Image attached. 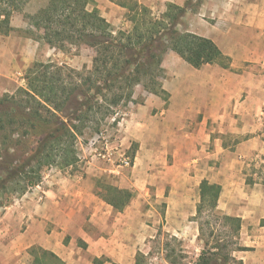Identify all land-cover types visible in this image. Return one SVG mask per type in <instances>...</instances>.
I'll list each match as a JSON object with an SVG mask.
<instances>
[{"label": "crops", "instance_id": "1", "mask_svg": "<svg viewBox=\"0 0 264 264\" xmlns=\"http://www.w3.org/2000/svg\"><path fill=\"white\" fill-rule=\"evenodd\" d=\"M92 1L113 26L119 27L126 19L127 9L115 2ZM138 1L155 11L167 9L170 3L182 6L187 0ZM199 12H204L207 18L202 21L208 25L204 27L200 21L202 27L196 33L218 45L230 59L229 67L206 64L200 70L186 62L191 66L188 74L172 85L165 62L168 77L163 88L168 99L138 86L134 98L144 101L126 108L116 126L114 145L129 148L136 143L133 171L143 159L146 182L157 187L156 196L170 203L166 218L194 217L201 182L220 185L217 209L241 218L239 245L248 248L235 251L234 257L242 264H255L252 259L264 264L259 261L264 254V183L255 180L249 184L247 173L249 161L258 156L261 147L264 0H203ZM10 34H0V63L4 54L8 55ZM169 53L181 58L171 50L166 55ZM3 82L0 79V89L7 86ZM235 118L243 124L235 125ZM228 133L252 136L233 148L224 145L223 135ZM94 159L84 162L79 170L69 167L46 175L44 182L3 207L0 264H27L22 255L33 246L55 253L66 264H84L88 253L95 260L106 254L120 263L129 261L124 251L136 246L134 227L126 220L129 214L122 218V213L96 192L93 177L110 169ZM119 179L116 184L131 186L132 182L125 180L129 178L120 175Z\"/></svg>", "mask_w": 264, "mask_h": 264}, {"label": "trees", "instance_id": "2", "mask_svg": "<svg viewBox=\"0 0 264 264\" xmlns=\"http://www.w3.org/2000/svg\"><path fill=\"white\" fill-rule=\"evenodd\" d=\"M111 1L127 9L131 30L115 32L98 8H88L91 0H49L44 8L25 16L31 27L42 31L40 38L49 46L60 50L86 46L94 49L95 55L91 68L84 71L36 61L26 71V87L0 96V196L6 199L0 206L9 204L8 192L21 196L39 185L47 168L74 167L80 161L76 147L79 137L88 128L100 133L101 124L119 114V108L143 103L142 98H134L138 86L167 100L169 94L162 83L167 51L175 52L196 69L206 64L229 67L230 59L213 40L178 30L192 0L184 6L168 4L159 17L138 0ZM27 2L0 0V34L14 30L13 14ZM116 119L114 126L120 121ZM103 191L100 197L119 212L134 197L132 191L113 185H104ZM221 191L220 185L208 180L200 184L193 220L198 223L203 246L192 264H242L233 254L248 250L239 245L241 218L218 213ZM205 212L215 215L224 227L231 226L225 232L228 240L207 226ZM29 253L33 264H66L39 246L31 247ZM134 264H147L146 255L138 252Z\"/></svg>", "mask_w": 264, "mask_h": 264}, {"label": "rangeland", "instance_id": "3", "mask_svg": "<svg viewBox=\"0 0 264 264\" xmlns=\"http://www.w3.org/2000/svg\"><path fill=\"white\" fill-rule=\"evenodd\" d=\"M192 0L191 8L181 19L179 26L177 27L181 33L190 32L197 34L200 32L202 24L204 27L207 23H203L207 17H203V13L200 14V9L202 7L203 0ZM49 0H28V2L22 6V10L15 12L16 14L12 17V27L14 30L10 34L12 36L8 43V55L4 54L3 60L0 63V79H2L6 86L4 89H0V96L4 94H13L18 88L27 86L26 71L27 69L36 61L39 62H52L60 67H66L69 69L84 71L85 69H90L92 66V59L95 55L94 49L86 46H68L67 50H60L49 46L42 38V31L36 30L31 27L27 18L28 14H34L41 8H44L48 4ZM96 3L91 0L89 9L92 10ZM185 5V3H184ZM182 5V6H184ZM166 9V8H165ZM164 8L152 10L156 17L161 16L165 10ZM167 10V9H166ZM206 15V13H205ZM207 16V15H206ZM202 24H201V22ZM112 25V24H111ZM112 28L115 32L120 30H131L132 23L128 19V11H126V19H122V24L119 27L113 26ZM197 32V33H196ZM200 35V34H197ZM202 36V35H200ZM170 52L167 51L166 53ZM166 55V54H165ZM166 62L167 69H169V76L171 84L174 85L176 80L184 74H188V70L191 66L187 65L186 61L181 58L174 57L172 53L164 56L163 59V69L164 76L162 78V83L165 78L168 77L167 69L164 67ZM221 66L219 64L216 65ZM215 66V67H216ZM204 66L199 68L202 70ZM222 67V66H221ZM195 70V69H192ZM4 86V85H3ZM140 90H143L142 86ZM169 94V93H168ZM126 108H119V114L110 117L103 124H101V132L96 133L93 128H88L85 130L84 135L79 137L77 141V150L80 161L73 167L80 169L79 167L86 161L95 158L94 160L99 161V164L110 171H103L101 177H93L96 187V192L103 193L104 185H113L121 189H128L134 193L133 200L131 201L127 212L122 211V218L126 217V220H130L131 225L134 227V235L136 238V246L130 249L126 248L124 253L129 261L117 262L114 261V257L104 254L100 256L98 261H96L90 253L87 255L86 263L84 264H134L135 258H133V253L136 251L142 252L146 255L147 264H172L170 260H173L176 264H192L197 262L199 255L202 250L203 243L199 238L198 223L193 220V216L184 217H167L166 213L169 209L170 203L167 199L156 196L157 187L152 185V183L146 182L145 179V169L144 160H141L140 166H137V170L133 171V168L128 169H118V172H111L112 167L102 160L95 157L96 148L101 149L104 146L106 138L109 142L110 147H117L118 150L125 152L126 154L132 156V152L136 151V143L133 142L129 148L115 146L114 141L117 138V125L114 126L116 118L121 120L125 116ZM235 117H238V113H233ZM263 119L260 120L263 123L262 131H259V145L261 146L257 151L258 156L253 157L249 161V166L247 167L248 182L253 185L255 180L260 183H264V114ZM117 120V119H116ZM235 125H242V121L238 119L233 120ZM93 127L96 125L93 124ZM102 135L101 138L99 136ZM252 135H240L236 133H228L223 135L224 145L226 146H236L239 142L244 139L250 138ZM255 136V135H254ZM133 157V156H132ZM134 158V157H133ZM102 161V162H101ZM60 170H66L67 168H61L58 166H51L46 169L43 175L42 181L44 182L46 175L55 174V172ZM57 170V171H56ZM124 176L131 181L130 187H125L120 184H116V179L119 176ZM34 188V187H33ZM30 188L28 191H31ZM27 191V192H28ZM5 196L9 197V204L14 203L20 195L16 192H8ZM5 197L0 196V203L6 202ZM199 202H197L196 207ZM8 204V205H9ZM6 206V205H5ZM4 206H0V212L3 210ZM177 210V209H176ZM196 210V208H195ZM219 214L220 211H218ZM204 220L209 222L207 225L209 228H216L218 234L221 238L228 240L226 237L227 231H230L231 226H223V223L218 222L216 216L210 212H205ZM209 230V229H207ZM213 239L212 242H215ZM86 250V248H83ZM30 249L27 250L22 256L27 259V262L33 264V257L29 253ZM130 252V253H129ZM21 256V257H22ZM131 256V257H130ZM169 256V259H168ZM171 256V259H170ZM83 258V254L80 255ZM136 257V256H135ZM29 260V261H28ZM255 259L250 260L252 263ZM259 261H264V254L259 257Z\"/></svg>", "mask_w": 264, "mask_h": 264}, {"label": "built area", "instance_id": "4", "mask_svg": "<svg viewBox=\"0 0 264 264\" xmlns=\"http://www.w3.org/2000/svg\"><path fill=\"white\" fill-rule=\"evenodd\" d=\"M118 115V114H117ZM102 135L99 136L101 138ZM104 146L101 149L96 148L95 157L99 160L108 163L113 169V172L119 171L118 169L132 168L134 165V159L132 156L118 150L117 147L113 148L109 146V142L106 138Z\"/></svg>", "mask_w": 264, "mask_h": 264}]
</instances>
